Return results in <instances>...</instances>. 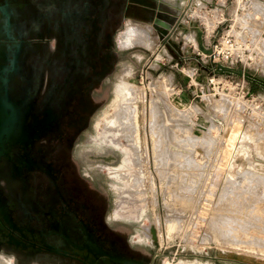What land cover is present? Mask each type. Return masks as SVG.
I'll list each match as a JSON object with an SVG mask.
<instances>
[{
	"label": "flooded vegetation",
	"instance_id": "af4514ba",
	"mask_svg": "<svg viewBox=\"0 0 264 264\" xmlns=\"http://www.w3.org/2000/svg\"><path fill=\"white\" fill-rule=\"evenodd\" d=\"M171 1L185 14L193 0ZM161 2L0 0V264H168L150 227L116 218L122 154L92 135L121 64L150 56L122 42L127 27L182 62L149 27Z\"/></svg>",
	"mask_w": 264,
	"mask_h": 264
},
{
	"label": "rangeland",
	"instance_id": "374dc122",
	"mask_svg": "<svg viewBox=\"0 0 264 264\" xmlns=\"http://www.w3.org/2000/svg\"><path fill=\"white\" fill-rule=\"evenodd\" d=\"M203 1L193 0L186 17L188 23L199 25L202 21L208 38L216 19L208 7H202ZM237 1L231 5L228 1L232 10L229 23L234 28L264 22V4L251 1L250 10L240 14L244 0ZM236 8L239 11L235 17ZM176 39L180 41L182 62L172 61L171 53L159 51L161 46L156 43L149 44V57L135 53L133 65L125 62L120 66L110 105L94 119L92 135L99 142V128L118 105L115 87L123 77L128 78L137 93L143 187L139 196L130 197L132 193H128L125 198L131 199L126 200L117 190L119 182L112 175L107 179L113 188L115 216L135 220L146 229L153 227L156 250L170 255L168 264L170 259L173 264H216L203 257L264 264V92L251 91L258 97L256 104H232L225 95L211 100L212 87L205 84L197 92L190 81L202 83L207 75L193 59L197 52L194 36L179 34ZM257 76L264 79L262 73ZM195 94L199 97H193ZM241 130L246 136L240 140L237 135ZM238 146L244 155L234 152ZM231 153L255 160L258 170L248 167V161L238 160L236 165L240 164L243 172L227 175Z\"/></svg>",
	"mask_w": 264,
	"mask_h": 264
},
{
	"label": "built area",
	"instance_id": "2783aa9c",
	"mask_svg": "<svg viewBox=\"0 0 264 264\" xmlns=\"http://www.w3.org/2000/svg\"><path fill=\"white\" fill-rule=\"evenodd\" d=\"M201 1L203 0H200V2ZM228 1L230 5L233 2H239L237 0H221V4L214 5L212 0L203 1L204 4L202 7L209 8L208 12L216 19V24L211 35L206 38L204 25L202 21H200L201 23L199 22V26L203 31L204 47L211 49V55L206 56L198 51L196 54L202 58L203 62H207L210 57L214 64H220L225 67H240L244 71H248L255 75L258 73L264 74V22L259 23V21H257V25H253L252 27L246 24L244 27L234 28L233 25L229 23L232 10H229L230 6H228ZM251 1L264 4V0H244V5L239 8L240 14L250 10ZM239 9H235V17L238 15L237 12ZM257 14L258 12L256 11L255 16H257ZM204 84L205 86L212 87L211 90H213V93L210 94L211 100L225 95L232 104L238 102L256 104V102H258V97L251 93L247 83L242 79L206 76L202 83L196 79L190 81V86H193L197 92L204 88ZM193 97L197 98L199 96L195 94ZM200 102H202L201 97ZM240 157L241 156L237 153H231L229 155L227 175L233 173H235L234 175H238L243 172L240 164L236 165V161L238 160L248 161V167L258 170V168H256L258 164L254 163L255 160H250L251 158L248 157L240 159Z\"/></svg>",
	"mask_w": 264,
	"mask_h": 264
},
{
	"label": "bare ground",
	"instance_id": "6f19581e",
	"mask_svg": "<svg viewBox=\"0 0 264 264\" xmlns=\"http://www.w3.org/2000/svg\"><path fill=\"white\" fill-rule=\"evenodd\" d=\"M208 23L210 26H212L211 24H213L212 22ZM123 39L126 45L139 42L144 43L143 39L138 37L135 31L126 33L125 35H123ZM135 90L128 81V78L123 77L121 79L120 83L115 87L116 95L118 96L117 108H114V113L105 120L104 125L99 128L98 133L100 140H102L106 145H110L113 148L117 149L122 154L121 165L117 169H110L108 173L110 177L112 175V178L119 182L118 185H116L117 190L123 193L122 198L126 200L131 199L125 198L127 197L125 195H128V193L130 195L132 193L130 197H132L133 195L139 196L142 192V190L140 189L143 187V182L141 179L142 166L140 165L142 159L140 158V146L139 140L137 138V109L135 105L137 93L135 95ZM244 136H246V133L241 130L237 135V138L242 139L244 138ZM235 151H237L241 155H244V150L241 146H238V150L235 149L234 152ZM171 157H173V155ZM178 158L179 157H176V159ZM140 208L142 207L140 206ZM134 211L136 214V210ZM139 214L141 216L142 209L139 210Z\"/></svg>",
	"mask_w": 264,
	"mask_h": 264
},
{
	"label": "water",
	"instance_id": "95a60500",
	"mask_svg": "<svg viewBox=\"0 0 264 264\" xmlns=\"http://www.w3.org/2000/svg\"><path fill=\"white\" fill-rule=\"evenodd\" d=\"M161 3L162 5H159L157 8L155 20L149 21V27L157 35L158 40H171V38H176V36L179 34H193L194 40L196 42L197 51L203 55L210 56L211 49H207L204 47L203 31L201 30L200 26L192 22L188 23L186 13H181V9L175 11L176 5L171 0H162ZM141 26V24L133 25L129 30L124 33V35L126 33H130L131 31H135L138 37L142 38L144 41V43H139H142V45H146L148 48H150L151 45H149L148 43L146 44V42L149 40L147 31H143L141 29ZM135 44L138 43L129 44L128 47L134 46ZM141 50L147 52L146 49ZM168 53L170 54L169 51ZM193 59L198 64L199 70L207 76L239 78L245 81L247 84L255 86L264 91V79L260 78L259 76L253 73L244 71L240 67H225L220 64H214L212 63L210 57L207 62H203L197 54L195 57H193ZM150 233L152 241L156 242L157 238L155 229L153 227H150Z\"/></svg>",
	"mask_w": 264,
	"mask_h": 264
},
{
	"label": "trees",
	"instance_id": "16d2710c",
	"mask_svg": "<svg viewBox=\"0 0 264 264\" xmlns=\"http://www.w3.org/2000/svg\"><path fill=\"white\" fill-rule=\"evenodd\" d=\"M249 86H250V89H251V91H252L253 93H256V92L262 91L261 89L255 87V86H252V85H249ZM262 92H264V91H262Z\"/></svg>",
	"mask_w": 264,
	"mask_h": 264
}]
</instances>
